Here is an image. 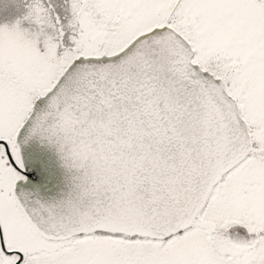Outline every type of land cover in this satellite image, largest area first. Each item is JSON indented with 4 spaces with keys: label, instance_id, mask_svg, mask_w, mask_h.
Here are the masks:
<instances>
[{
    "label": "snow or ice",
    "instance_id": "1",
    "mask_svg": "<svg viewBox=\"0 0 264 264\" xmlns=\"http://www.w3.org/2000/svg\"><path fill=\"white\" fill-rule=\"evenodd\" d=\"M0 264H264V0H0Z\"/></svg>",
    "mask_w": 264,
    "mask_h": 264
},
{
    "label": "water",
    "instance_id": "2",
    "mask_svg": "<svg viewBox=\"0 0 264 264\" xmlns=\"http://www.w3.org/2000/svg\"><path fill=\"white\" fill-rule=\"evenodd\" d=\"M29 165L44 181L45 190L60 191L67 187L68 174L62 167L54 150L33 141L25 148Z\"/></svg>",
    "mask_w": 264,
    "mask_h": 264
}]
</instances>
